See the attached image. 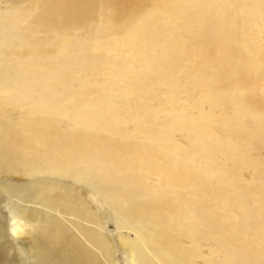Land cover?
I'll return each mask as SVG.
<instances>
[{"label":"bare ground","instance_id":"bare-ground-1","mask_svg":"<svg viewBox=\"0 0 264 264\" xmlns=\"http://www.w3.org/2000/svg\"><path fill=\"white\" fill-rule=\"evenodd\" d=\"M263 75L264 0L0 13V204L36 224L14 243L0 208V264H264Z\"/></svg>","mask_w":264,"mask_h":264},{"label":"rangeland","instance_id":"rangeland-1","mask_svg":"<svg viewBox=\"0 0 264 264\" xmlns=\"http://www.w3.org/2000/svg\"><path fill=\"white\" fill-rule=\"evenodd\" d=\"M27 1L28 0H0V13L6 14L8 12H11V11H13L14 7H16V6L20 7V5L26 4ZM21 7H23V6H21ZM263 77H264V75L262 77L258 78V80L256 81L255 90H256V92H257V90H258V92L260 91L259 93L257 92V94H258V96L260 95L259 97L264 100V79H263ZM178 140L180 142L184 143L182 141V139L178 138ZM262 154H264V153L262 152ZM243 173H245L243 175L244 176L243 178H245V177L247 178V176H246V173L248 174L247 170L244 171ZM3 180H4L3 185H6L9 183V184H14V185L19 186V185L27 182V180L24 177L17 176V175L16 176H5V177H3ZM151 180L152 179H150V182H151ZM67 184L68 185L72 184V180L71 179L67 180ZM73 185H75V188L81 186L78 183H75ZM66 191L73 199L77 200V198L75 196L71 195V193L68 191L67 187H66ZM69 195H66V201L67 202H69L71 200V197ZM79 197L86 204H89L91 207L93 206L94 209L97 211V213L100 214V216L102 217V219H101L102 223L101 224H103V226H102V229L101 228L99 229L101 232H103L106 235H109L112 239L118 240V241L120 240L118 237V235H119L118 232H120L122 235L127 236L129 238L134 237V234L132 231H129L126 229H122L121 231H119L116 228L115 222L112 220V218L109 215V213L107 212V210L103 206H101V204L99 202H97L94 195H92L89 191H86V189H83L82 191H80ZM74 219H76V217H71V216L64 219L66 224L68 225V227L70 229H71V227H70L69 221H73ZM85 224H87V223H85ZM149 231L151 233H155L152 236H153V238L155 237V240H157V242H156L153 239L152 243L162 244L165 239L169 238L168 236L164 237V234H163V236L159 235L162 233V230H161V228H158L157 225L151 226L149 228ZM202 244H204V243H202ZM212 254H214V253H212ZM114 262H115V264H126L124 255L120 251L116 253V255L114 257Z\"/></svg>","mask_w":264,"mask_h":264},{"label":"clouds","instance_id":"clouds-1","mask_svg":"<svg viewBox=\"0 0 264 264\" xmlns=\"http://www.w3.org/2000/svg\"><path fill=\"white\" fill-rule=\"evenodd\" d=\"M2 208L7 213L8 218V234L10 239L16 243L22 238H29L30 233H35L36 224L33 222L27 221L24 216L18 214L13 207L9 205L8 200L6 199L2 204ZM19 246V245H18Z\"/></svg>","mask_w":264,"mask_h":264}]
</instances>
